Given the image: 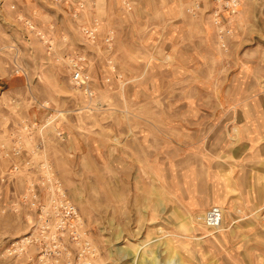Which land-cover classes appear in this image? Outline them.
<instances>
[{
    "label": "rangeland",
    "instance_id": "rangeland-1",
    "mask_svg": "<svg viewBox=\"0 0 264 264\" xmlns=\"http://www.w3.org/2000/svg\"><path fill=\"white\" fill-rule=\"evenodd\" d=\"M240 2L221 22L216 0H183L181 19L163 17L172 3L150 2L162 16L130 19L146 28L129 47L121 31L123 13L138 9L132 0H0V264H30L58 243L63 253L48 264H264V192H231L227 162L202 158L237 139L225 115L203 113V101L215 110L219 99L195 98L203 111L189 118L170 112L191 85L228 90L239 62L264 63V0ZM181 20L187 29L175 27ZM79 55L93 94L73 81ZM151 63L162 97L141 101L133 91ZM48 170L77 206L82 237L41 238L15 253L13 243L40 233L34 209L15 211L13 201L30 182L47 200ZM222 196L225 206L215 203ZM213 205L224 211L219 230L203 221Z\"/></svg>",
    "mask_w": 264,
    "mask_h": 264
},
{
    "label": "crops",
    "instance_id": "crops-1",
    "mask_svg": "<svg viewBox=\"0 0 264 264\" xmlns=\"http://www.w3.org/2000/svg\"><path fill=\"white\" fill-rule=\"evenodd\" d=\"M132 1L137 3L138 9L127 12L128 14L123 13V18L126 17L128 19V24L123 26L121 31L122 34L127 35L125 40L127 44H129V47L134 43L141 44V39L137 38V40H133L132 35L144 33V29L146 28L142 20H139V22H132L130 19H144L162 16L159 15L158 11L147 9L146 6H148L150 2H160L163 0ZM164 1L172 4L162 13L163 17L168 19H181L182 10L180 7L183 0ZM184 24L185 21L181 20L175 25V27L187 29L188 27ZM210 27L209 25L205 27L206 31L209 33L211 32ZM186 43L187 50H189L193 43ZM187 56L188 54L185 59L186 65L184 66H186V73L184 74L190 75L188 73L189 69L194 65V59L191 55L188 57H192V59ZM244 62H239L240 69L236 72L235 76H233L234 84H232L228 90L226 89V85L223 89L215 90L205 88L202 84L200 85L199 91H195L194 86L191 85V89L189 88L186 91H181L182 94L180 96L183 98V101L179 106L174 105L175 109H171L170 112L173 113L172 111H175L177 113L186 114L187 118H189L188 115L194 114L195 110L199 113L201 110L203 111V109H201L203 105H193L195 98L209 99L211 94L214 98H218L221 104L218 105L215 110L211 109L208 101H203L202 104H206V107L204 106V108H207L203 113L206 112L209 114L210 112H215L225 115L221 119L223 122L226 120L227 124L231 123L234 125L233 128L237 139L230 143H224L223 145L220 144L216 149L212 147L211 151L210 148L203 150L202 147L203 161L205 160V157L209 159L211 157L213 161L227 162L225 163L226 166L224 164V172L226 173L227 170L234 172L232 180L235 179L231 192H252V187L255 185L253 192L257 193L259 191L264 192V63L262 62V59L259 60L258 58ZM149 65L150 68L148 67V71L143 75V78L139 80L142 85H136L134 88L135 90L133 91V97H136L141 101L142 99H157L158 97H162L163 93V89L160 88L162 76H159L156 71H154V63ZM244 66H246V68ZM149 71H152L153 73L150 74ZM138 75L139 74H137V76ZM133 76L134 75L130 73V77ZM130 77L128 76L127 81H132V78ZM190 82L192 83L193 79H190ZM202 82L208 83L210 82V79H203ZM127 84L132 85V83ZM226 115H229L230 117H227L226 119ZM217 153L220 157L216 158ZM191 166L192 164H188L186 171H190L192 169ZM216 176V173L211 174V177L213 178ZM226 177L230 178V174L227 173ZM213 183L218 184L217 181H213ZM241 184H243V186ZM225 199L223 196L216 198L215 203L218 202L217 204L225 206ZM205 201L208 203L210 200L206 199ZM240 206H242V204Z\"/></svg>",
    "mask_w": 264,
    "mask_h": 264
},
{
    "label": "built area",
    "instance_id": "built-area-1",
    "mask_svg": "<svg viewBox=\"0 0 264 264\" xmlns=\"http://www.w3.org/2000/svg\"><path fill=\"white\" fill-rule=\"evenodd\" d=\"M218 7L214 10V16L217 21H222L224 11L236 14L241 4L240 0H216ZM91 38L96 37L95 29L86 30ZM221 32H225L223 29ZM232 30H227L230 34ZM113 33L110 32L107 41L113 39ZM85 57L79 55L72 61V78L75 83L85 86L86 90L93 94L94 88L92 86V79L90 73L85 66ZM21 148V147H20ZM52 170V169H49ZM45 174V182L51 183V193L47 200H41L42 197L35 182H30L26 192L13 201V209L18 211L22 204H28L30 209H34L33 220L31 222L34 227L35 233H40V236L30 235L24 237L20 241L13 243V252L17 253L18 250H23L29 243L41 238H46L48 241L56 243L64 241L66 238L77 240L82 237L80 231L82 219L80 217L77 206L72 203L64 193V189L60 181L54 180L53 172L49 171ZM224 219V211L218 205L211 206L204 215V224L213 230H219L222 227ZM56 244L54 248L48 253L43 252L36 261L30 264H48L52 258L58 257L63 253V247ZM20 252V251H19Z\"/></svg>",
    "mask_w": 264,
    "mask_h": 264
},
{
    "label": "bare ground",
    "instance_id": "bare-ground-1",
    "mask_svg": "<svg viewBox=\"0 0 264 264\" xmlns=\"http://www.w3.org/2000/svg\"><path fill=\"white\" fill-rule=\"evenodd\" d=\"M222 225H223V224H222ZM222 227H223V226H222ZM222 227H221V228H222Z\"/></svg>",
    "mask_w": 264,
    "mask_h": 264
}]
</instances>
